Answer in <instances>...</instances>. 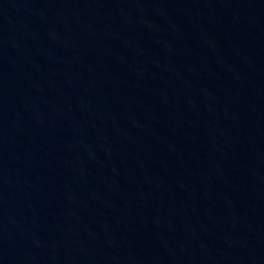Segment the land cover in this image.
Returning <instances> with one entry per match:
<instances>
[{"label":"water","instance_id":"obj_1","mask_svg":"<svg viewBox=\"0 0 264 264\" xmlns=\"http://www.w3.org/2000/svg\"><path fill=\"white\" fill-rule=\"evenodd\" d=\"M0 264H264V0H0Z\"/></svg>","mask_w":264,"mask_h":264}]
</instances>
